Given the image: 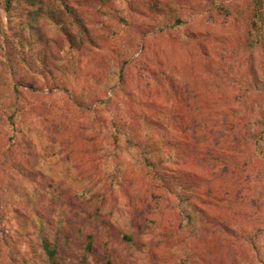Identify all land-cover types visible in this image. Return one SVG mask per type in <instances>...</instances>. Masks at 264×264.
Here are the masks:
<instances>
[{"label": "rangeland", "instance_id": "374dc122", "mask_svg": "<svg viewBox=\"0 0 264 264\" xmlns=\"http://www.w3.org/2000/svg\"><path fill=\"white\" fill-rule=\"evenodd\" d=\"M0 264H264V0H0Z\"/></svg>", "mask_w": 264, "mask_h": 264}, {"label": "trees", "instance_id": "16d2710c", "mask_svg": "<svg viewBox=\"0 0 264 264\" xmlns=\"http://www.w3.org/2000/svg\"><path fill=\"white\" fill-rule=\"evenodd\" d=\"M67 6V5H66ZM54 16L52 17V20H54ZM55 23L61 26V22L55 20ZM63 30H65L62 26L60 27ZM148 135V134H147ZM41 239V244L40 247L44 254L47 256V258L51 261L54 262L56 257H57V242L51 241L48 237L42 236L40 237ZM91 239V238H89ZM88 248L91 249V240L90 243L88 244Z\"/></svg>", "mask_w": 264, "mask_h": 264}]
</instances>
